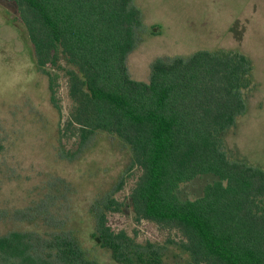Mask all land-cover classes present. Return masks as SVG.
Returning a JSON list of instances; mask_svg holds the SVG:
<instances>
[{"label": "trees", "instance_id": "trees-1", "mask_svg": "<svg viewBox=\"0 0 264 264\" xmlns=\"http://www.w3.org/2000/svg\"><path fill=\"white\" fill-rule=\"evenodd\" d=\"M17 6L36 67L64 61L73 102L63 130L85 142L96 132L116 136L141 169L129 194L137 220L177 229L188 264H264V171L233 161L221 134L234 127L253 86L251 62L235 50H200L158 59L147 82L132 79L126 57L141 27L133 0H8ZM217 179L193 199L180 184L204 174ZM95 210L94 241L117 264H166L162 247L137 245L113 231L106 198ZM99 207V206H98ZM47 234H49L47 236ZM0 235V264H85L77 242L49 232Z\"/></svg>", "mask_w": 264, "mask_h": 264}, {"label": "rangeland", "instance_id": "rangeland-1", "mask_svg": "<svg viewBox=\"0 0 264 264\" xmlns=\"http://www.w3.org/2000/svg\"><path fill=\"white\" fill-rule=\"evenodd\" d=\"M133 3L141 27L126 57L132 79L147 82L154 61L186 59L200 50H235L249 58L253 86L244 92V111L221 138L231 160L264 171V0ZM59 65L45 69L55 78L52 101L16 4L0 0V235L53 231L77 242L85 264H117L92 237L94 209L113 198L121 203L120 210L106 211L113 231H125L137 245L164 248L166 264H188L177 229L135 218L129 194L141 169L129 147L105 132L82 142L75 130H63L73 102L67 65ZM216 179L201 174L180 184L177 195L196 198Z\"/></svg>", "mask_w": 264, "mask_h": 264}]
</instances>
